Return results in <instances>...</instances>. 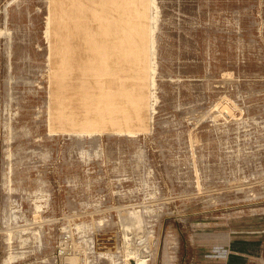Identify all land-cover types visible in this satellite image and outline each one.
Instances as JSON below:
<instances>
[{
	"label": "rangeland",
	"instance_id": "rangeland-1",
	"mask_svg": "<svg viewBox=\"0 0 264 264\" xmlns=\"http://www.w3.org/2000/svg\"><path fill=\"white\" fill-rule=\"evenodd\" d=\"M99 1L0 0V264H264V0H153L129 132L53 109L51 14Z\"/></svg>",
	"mask_w": 264,
	"mask_h": 264
},
{
	"label": "bare ground",
	"instance_id": "bare-ground-1",
	"mask_svg": "<svg viewBox=\"0 0 264 264\" xmlns=\"http://www.w3.org/2000/svg\"><path fill=\"white\" fill-rule=\"evenodd\" d=\"M151 7L156 10L153 0L99 1L92 40L80 3L63 2L53 10L49 64L61 126L126 132L142 126L154 57Z\"/></svg>",
	"mask_w": 264,
	"mask_h": 264
}]
</instances>
